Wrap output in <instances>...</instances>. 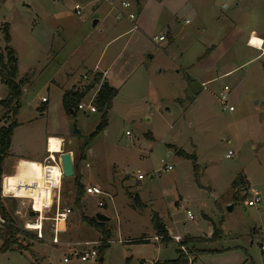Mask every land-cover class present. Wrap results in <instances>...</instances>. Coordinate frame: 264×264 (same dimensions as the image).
<instances>
[{"label":"rangeland","instance_id":"obj_1","mask_svg":"<svg viewBox=\"0 0 264 264\" xmlns=\"http://www.w3.org/2000/svg\"><path fill=\"white\" fill-rule=\"evenodd\" d=\"M113 1L0 0V29L5 24L8 26L12 37L8 45L12 50L16 49L14 54L19 58L20 74L29 71L28 75L32 77L30 92L22 101L18 117L26 124L14 137V153L33 156L42 150L38 135L45 129L46 121L37 109V100L48 96L45 82L52 75L53 68L68 61L75 49L77 53L71 62H80L85 54L90 53V62L97 60L103 40L111 38L114 32L107 33L110 30L108 25L116 23L117 15L110 5ZM116 1L118 6L122 2L131 3V8L125 11L137 15L138 4L143 5L147 0ZM188 1L204 15L205 21L202 22L206 29L201 34V20L185 13L179 16V22L172 20L177 31L193 29L197 33L199 41L196 44L205 52L203 59L217 50L214 57L196 67L200 77L206 81L216 71L239 66L235 74L208 85L197 96L203 87L187 74L192 56L185 54L181 58L180 55L187 48V42L178 40L173 46L166 44L171 50L168 57L158 45L144 41L149 46L148 50L159 54L153 65L154 82L148 86L137 81L132 92H126L131 88L129 85L120 94L117 106L121 111L119 113L116 109L109 119L108 133L97 131L102 122L101 112L85 114L79 111L72 116L71 126H67L69 139L75 143V151L79 150L74 155L75 163L77 158L81 159L83 176L79 183L84 190L88 184H97L101 188H108L111 184L110 189L116 198L110 199L105 195L90 197L85 191L78 209L74 203V176L65 178L60 192V209H69L71 214L66 226L59 227L63 230L61 234L59 232V244L51 243L55 235L53 219L57 213L56 205L50 210L44 209L40 215L31 209L33 201L27 197L33 191H29L26 197L21 195L24 198L2 199L14 226L21 232L17 237L30 250L14 248L4 253L0 251V264H34L31 252L41 264H153L154 261H176L182 252L189 264L195 259L198 260L194 264H264V53L259 56L260 52L249 48L247 38L240 34L241 31H254L264 38V0ZM237 2L241 3V15L232 9ZM175 3L177 7H183L184 0H175ZM226 5L230 7L223 12L227 21L217 25L220 23L213 20L214 12L218 14ZM172 7L176 8L171 6V10ZM164 12L159 23L154 21L155 27L151 25L149 32L154 33L152 37L160 33L165 26L163 23L169 18L167 7ZM186 19L190 20V25H185ZM120 20L123 31L132 29L128 24L130 21ZM95 21L101 23L94 26ZM133 33L136 38H144L137 31ZM51 35L55 37V48L59 47V42L68 41L58 58L54 55L55 48L48 52L51 49L48 48L49 42L52 44ZM127 40L131 42L133 36L123 38L121 44ZM253 40L262 39L252 37L251 46ZM6 47L5 35L1 32V51L5 53ZM133 47L134 42L128 51ZM47 64L50 70L44 73L42 66ZM83 74L81 70L78 78ZM225 86L230 88L228 99L235 112L224 110L221 104ZM6 92L7 87L0 83V101ZM15 117L0 105V128L17 121ZM50 119L55 130L49 133L61 134L65 127L60 114L54 111ZM83 124L86 127L83 128ZM75 130L80 133H75ZM61 146L60 140L51 138L50 152L53 155L62 152ZM176 148L196 156L199 175L194 169V161L180 157ZM230 152L232 155L228 157ZM6 159L7 165L12 164V159ZM168 167L173 169L167 170ZM22 171L19 173H25ZM241 174L249 182L247 191L246 184L233 187ZM139 175L144 179L139 180ZM41 187L45 201L50 203L51 194L44 186H40L34 195L40 196ZM253 192L261 198L258 207L246 206L247 201L254 200ZM98 202L105 203L106 208H99ZM177 202H181V206ZM92 205L111 219L106 222L111 231V242L103 249V254L101 246L95 244V241H102L103 234L82 219V216L94 217L89 209ZM35 208L39 210L40 203L35 202ZM188 211L193 218L188 216ZM156 213L164 217L170 227L174 221L177 232H190L198 240L186 239V243H177L173 238L164 243L162 240L145 239L155 234L153 217ZM41 222L45 240H39L37 231L33 230L39 226L31 224ZM215 229L219 231V237L210 241L201 239L214 237ZM22 232L35 239L24 236ZM143 240L150 242L138 243ZM183 240L181 237V242ZM84 243L89 245L83 246ZM2 245L0 240V250ZM92 250L99 255L88 261L72 258L69 263L63 262L64 257L74 251L91 253ZM101 257L102 263L99 261Z\"/></svg>","mask_w":264,"mask_h":264},{"label":"crops","instance_id":"obj_2","mask_svg":"<svg viewBox=\"0 0 264 264\" xmlns=\"http://www.w3.org/2000/svg\"><path fill=\"white\" fill-rule=\"evenodd\" d=\"M148 1V0H147ZM145 2L143 5L138 4L137 6V10H138V14L135 15V20L133 23H129V25L132 26V29L128 30V31H123L124 28L121 27V24H119L122 20L118 19L116 17V23L113 25H108L110 27V30L107 31V33L109 34L110 31L113 32V35L111 36V38H105L102 42L101 45V49L99 50V55L96 61L94 62H90V54H85L83 56V58L80 60V62L76 61L75 62H71V58H74V56L77 53V49L74 50V52L71 53V57L69 58L68 61H64L62 64L58 65L57 67H55V69L53 68V72L52 75L48 78V80L45 82V86L47 88V93L48 96H42L41 100H37L38 101V105L37 109L39 111L44 110L43 113H41V117L46 121V125H45V129L42 130V132L38 135V141L40 142V147H41V151L40 153H37L33 156L28 155H21V154H16L13 152L14 150V137L17 134V132L25 126V122H20L18 120V117L20 115V112L22 111V101L26 98V95L29 94L30 89L29 87L31 86V80L32 77H29V71L27 73H25L24 75L20 74V67H19V58L18 60V72H17V77H16V82L19 81H25L22 89V96L20 98V110L17 114V116L15 117V119H17V123H18V127L15 129L14 132V136L12 138V144H11V148L9 151V155L7 156L8 158L12 159L13 162L12 164L7 165V159H5L4 161V167H3V177L4 178H8V177H18V176H25L26 178V172H27V167L22 163V162H30V163H38L41 166H44L48 163V160H50V156H51V152H50V147H49V140H51V138H55L61 141V149L62 152L61 153H55L54 156L55 158H57L59 156V154H63V153H71L73 156V160L75 159L74 157L76 156L77 153H79L78 151H75L76 149L73 147V142L69 139V135L67 132V126H71L72 116H76V114L79 112V110H76V112L71 111V113L68 115L66 114V111L64 110L63 107V99L64 96H66L67 94H70L72 97L74 98H78V102L80 103H85L86 99L88 100L87 102L90 103L92 102L95 105V100L97 97L98 92L100 91L101 87L103 86L104 83H107L110 85V87L114 88L117 90V95L116 97L113 99L112 102V107L111 109L108 111L106 119H107V126L104 129V133L107 134L108 133V129L110 127V121L112 118V115L115 114L116 109L119 110V113L121 111V109L119 108V106H117V104L119 105V102L117 100H119V96L121 93H123V91H125V89L131 85V88H129L128 90H126V92H132L133 90V86H135L137 84V81H140L142 84L145 85H150L153 81V75H152V71H153V65L155 64V62L157 61V56L159 55L158 53H153L151 52L149 49V46L145 43V42H151L155 43V45H158L160 49L164 50V53L169 57V53L171 50H169V48H167L168 46H173L178 40H181V42H187V48H185V51H181V58L184 57V55H189L192 56V59L190 61V65L189 68L190 70H188L189 72H187V74L189 75V77L193 78V80L198 83L201 87H203L202 91L197 95L199 96L204 90L205 88L212 84L217 82L218 80H222L225 79L227 77H229L230 75L233 76L236 72V70L239 68L234 66V67H226L225 69H221L219 71H216L215 75H210L208 77V79L205 81V78L200 77V71L197 70L198 68H196L197 66L201 65V63H203L206 59H209L210 57H214L216 55V51L217 50H213L205 59H203V55L205 54V52L203 51V48H199L198 44H196V42L199 41V38L196 37L197 33L195 34V31L193 29H187L186 31L184 30H180L177 31L176 25L174 24V22L172 21L173 18L179 22L180 17L179 16H183L182 14H186V16H189L190 14L193 15L195 18L197 17L198 20H201L199 23V28H202L201 34L202 32L206 29L205 23H203L202 21H205L204 15L202 13H200L199 10H195L193 8V6L189 5V1L188 0H184L183 3V7H177V4L175 3V0L173 1H164V0H149L148 2ZM171 6H176V8H173V10H171ZM165 7H167V17H169L167 19L165 26H163L162 30L160 31L159 34H155L153 37L152 35L154 33L149 32L151 25H153L155 27L156 22L159 23V20L161 18V15H165L164 9ZM230 7L228 5L223 6L222 11H218L219 13L217 14L216 12H214V16H213V20L216 21V23H220L217 25H223L225 24V22L227 21L226 15L223 13L225 12V10L229 9ZM237 12V15H241L240 13L243 12L242 8H241V3L237 2L236 5H234V7L232 8ZM152 15V18H150V16ZM170 19V20H169ZM183 19V18H182ZM127 21V19H125ZM155 21V24H154ZM233 22V20H232ZM101 22L98 21V24L96 26H98ZM191 22L189 19L185 20V25H190ZM10 29H12V27L9 26ZM198 28V29H199ZM3 27L0 29V33L2 32ZM134 31H137L138 33H141V35H143L142 37L144 38H136L137 36H134ZM240 34L243 36V38H247L246 40V45L251 48V49H255L257 51L260 52L261 56L264 53V46L263 48H255L253 46H251L250 41L252 37H257L263 40L264 42V38L256 35L254 31H251L249 33H244V32H240ZM132 37L133 36V40H131V42H129V40H127L126 43L121 44L122 39L129 36ZM161 36H165L166 40L163 42H157L154 41L155 37H161ZM11 37V35H10ZM55 37L51 35V41L52 44H50L49 42V47L51 48L50 51L48 52H53L54 48L53 47V41H54ZM142 40V42H141ZM11 41H12V37H11ZM61 41V40H60ZM145 41V42H144ZM134 42V47L132 48L131 51H128L131 44ZM68 43V41H62L59 42V47L55 48L54 51V55L60 56L63 52L64 46H66ZM168 46H165V45ZM202 45V43H200ZM96 44H93V47H95ZM196 45V46H195ZM9 46V45H8ZM198 46V47H197ZM92 47V48H93ZM116 47V48H114ZM111 48H114V50H112L113 52L109 51ZM191 48V49H190ZM1 50V49H0ZM14 52H16V49H14ZM128 52V54H127ZM59 62H61L59 60ZM176 62V61H175ZM177 63V62H176ZM178 64V63H177ZM179 65V64H178ZM42 70L43 72H47V70H50V66L47 64V66H42ZM188 68V69H189ZM83 70L84 74L79 75V72ZM163 70V69H162ZM162 72V71H160ZM234 73V74H233ZM233 74V75H232ZM86 82V83H83ZM134 82V83H133ZM1 83V81H0ZM6 87V86H5ZM226 87V86H225ZM224 87V88H225ZM223 88V90H224ZM8 89V88H7ZM230 89V88H229ZM222 90V92H223ZM8 92H6V96L4 99L7 98L8 96ZM196 96V97H197ZM46 98L47 101L43 102L42 99ZM2 99V100H4ZM123 100V99H122ZM28 101V100H27ZM31 104V100L28 102V105ZM56 111L60 114V120L62 122V124L65 127V130L61 133H53L50 134L49 131H53L55 130V127L51 125V119L50 117H52L53 112ZM236 111V109H235ZM234 111V112H235ZM99 111H97L94 114H98ZM85 114H90V112H85ZM93 114V113H91ZM102 114V113H101ZM76 118V117H75ZM32 122V121H31ZM30 123V122H28ZM61 123L59 124V126L62 125ZM95 126V125H94ZM86 127V124H83V128ZM128 133V132H127ZM68 145V147H67ZM67 148V150H65ZM177 150H180L178 148H176V152ZM183 150V149H181ZM75 155V156H74ZM90 155H93V150L90 152ZM10 156V157H9ZM170 156H172V153L170 154ZM80 157V156H79ZM74 165H75V160H74ZM23 170V171H22ZM19 171L21 172H25V173H19ZM20 174V175H17ZM75 174V171H74ZM79 175L80 178L78 179V181H80V179H82V168L81 165L79 166ZM154 177H152L153 179ZM9 180V179H8ZM8 180H6V183L9 182ZM248 181V180H247ZM28 181H26L27 183ZM40 186H42V184L40 183ZM88 187H97L99 189H101L104 193L105 196H108L110 199H115L116 195H113L112 190L110 189L111 184H109L108 188H101L99 185L97 184H91V185H86ZM107 190H111V191H106ZM40 191H43L42 187L40 188ZM29 192V191H28ZM26 190H22L21 195L25 196ZM44 194V192H43ZM21 197V198H24ZM93 197V196H90ZM182 200V199H181ZM45 201V194H44V200ZM98 202V207L99 208H106V204L103 203L104 205L102 207L99 206ZM177 205L181 206V202H177ZM42 204H40V208L39 210H41ZM99 208L94 207V205L90 206L89 209L90 211L93 213L92 218H95L97 214H103ZM176 213V211H175ZM106 217H110L107 214H103ZM156 215L159 217V219L161 220V222L163 223L165 229L167 230L169 237L171 238V240H174L173 238L175 236H180L182 237L184 240L181 242H187L185 241L187 240H198V238H196L195 236L193 237L191 235L190 232L186 233H181V232H177L176 230V225L174 223L172 216L170 217L172 223H171V227L168 223H166L164 221V217L160 216L159 213H156ZM110 219V218H109ZM111 220V219H110ZM109 220V221H110ZM106 223V222H105ZM63 225V224H61ZM43 226V224H42ZM64 227L66 226L63 225ZM60 227V225H59ZM173 227V229H172ZM60 234L62 233V229H60ZM155 230V229H154ZM59 236V234H58ZM55 237V235L53 236ZM206 240V241H210L212 240V237L209 236H205L202 237V240ZM145 239H154V242H161L160 238L157 236L156 231L155 234L153 236H147L145 237ZM156 239V240H155ZM98 242H101V240L95 241V244L97 245ZM111 240L108 242L110 243ZM150 242V241H149ZM177 244V243H176ZM101 246V245H100ZM66 257H64L65 259ZM63 259V262H64ZM196 261L198 259H195ZM195 260L191 261L190 264H194ZM160 262V261H158ZM157 262L154 261L153 264H155Z\"/></svg>","mask_w":264,"mask_h":264},{"label":"trees","instance_id":"obj_3","mask_svg":"<svg viewBox=\"0 0 264 264\" xmlns=\"http://www.w3.org/2000/svg\"><path fill=\"white\" fill-rule=\"evenodd\" d=\"M2 33L5 35V41L7 43V47L5 49V53L0 50V81L2 85H5L8 88V96L6 99L0 101V105H2L4 108L8 110L9 113L13 114L14 117L17 116L19 110H20V98L22 96V87L25 83V81H19L16 82L17 72H18V60L15 56L14 50H12L8 44L10 42V35L8 33V26L5 24L3 25ZM117 95V90L110 87L109 84L104 83L101 87L100 91L97 94L96 100H95V106L99 112L102 113V122L99 124L97 131H103L107 126V113L112 107L113 99ZM78 98L72 97L70 94H67L64 96L63 99V107L66 113L70 114L71 111L76 112L78 110ZM44 110H41V113H43ZM18 127V123L14 120L9 125L3 126L0 128V184L2 182L3 177V167H4V161L6 157L9 155V151L12 144V138L14 136L15 129ZM95 133V132H94ZM94 133L90 136L92 138L94 136ZM177 154L180 157H183L185 159H191L194 161V169L196 172H198L199 175V167L197 165L196 156L195 155H189L184 150H177ZM81 159L77 158V161L74 165V183L76 188V197H75V205L80 209L82 199L84 196V186L79 183V166H80ZM38 169V167H37ZM39 171V170H38ZM9 179V180H8ZM10 182V184H16L17 182H25V176H19V178L15 179L13 177L6 178ZM243 184H246L245 189L246 191L249 190V182L247 181V178L244 174L239 175V177L234 181L233 187L234 189L236 187H242ZM35 215V214H32ZM0 216L2 219L6 221V225L4 227H0V240H2L3 245L1 248V252H7L9 250H12L14 248H17L20 251H28L30 250L28 245H23V242L19 240L17 235L21 234L20 230L17 229L14 226L13 220L10 218V216L7 213V210L4 206L3 200L0 196ZM82 219L88 223V225L98 231H100L103 234L102 239V245H101V252L103 254V249L105 247H108V242L111 239V231L108 228L107 223H100L97 221L96 218H88L86 216H82ZM153 226L156 231L157 236L164 242L168 243L171 241V238L169 237V234L167 230L165 229L163 223L159 219L157 215H154L153 217ZM24 236H28L32 239H35L34 236H31L28 233L22 232ZM216 237H219V231L215 229L214 237H212V240ZM149 240H143L138 241V243L141 242H148ZM185 243V242H183ZM183 247V246H182ZM182 252V251H181ZM31 255L34 259V264H41V261L38 260L36 255L31 252ZM102 256V255H101ZM155 264H189L188 258L185 256V253L182 252V255L177 259L176 261H168V262H157Z\"/></svg>","mask_w":264,"mask_h":264},{"label":"built area","instance_id":"obj_4","mask_svg":"<svg viewBox=\"0 0 264 264\" xmlns=\"http://www.w3.org/2000/svg\"><path fill=\"white\" fill-rule=\"evenodd\" d=\"M112 10L116 13V17L118 19H127L128 21H130L131 23L134 22L135 20V15L133 13H127L125 10L131 8V3L129 2H122L120 4V6L117 5V1H113L110 3ZM80 12H78L79 14ZM166 40L165 36H161V37H155L154 41L157 42H163ZM230 92L229 87H225L223 90V94H221V104L224 108V110H229L230 112H234L235 108L234 106L230 105L229 103V99H228V93ZM43 102H46L47 99L43 98L42 99ZM78 110L85 113V112H90V113H96L98 110L96 108V106L90 102L88 104L85 103H80L78 105ZM127 135H129V132L127 133ZM49 147H50V140H49ZM50 150V149H49ZM60 155L55 158V156H53L51 154L50 156V160H48V163L46 165L43 166V171H44V185H45V189L49 190V194H51V202L49 204H46V202H42V200H44V194L39 193L40 195V201L42 203V207L43 209L41 210H36L35 208V202L36 199L38 198V195H32V196H27L29 199H31L33 201V204H31V209L36 213V214H43V210H50L51 208H53V206L56 205L57 208V213H56V217L53 219L55 222V227H54V233H55V237L53 239V241H51V243L53 244H59L58 241V234L61 231L59 228V225L63 224L65 225L67 223V220L69 219V216L71 214V211L69 209H60V203H61V196H60V192H61V188H62V184L63 181L65 179L64 177V173H63V169H62V164H61V159H60ZM232 153L230 152L228 157H231ZM172 167H168L167 170H172ZM57 172H59V176L58 178H53V175ZM54 179H58V180H54ZM139 180H143V176L139 175L138 176ZM35 185V184H34ZM33 186H22V184H19L18 186H16L15 184H10V182L6 183V178L2 179V182L0 184V196L2 199H9V198H21V192L22 190H32ZM31 193V192H30ZM86 193L89 196H102L104 195L103 191L97 187H87L86 188ZM254 194V200L251 201H247L246 202V206L248 207H258L261 205V198L259 196V194L257 192H253ZM56 202V203H55ZM104 204L102 202L99 203V206L102 207ZM188 216L190 218H193V215L190 211H188ZM42 221V219H41ZM43 222L40 223L41 228L37 231V237L39 240H45L43 237V226H42ZM6 225V221L4 219H2V217L0 216V227H4ZM31 230V229H29ZM175 241L177 243H181V237L180 236H175L174 237ZM89 244L84 243L83 246H88ZM97 245H102L101 242H98ZM264 249V247H262ZM99 255V252H97L96 250H92L91 253H79L77 251H74L72 253L69 254L68 257H66L64 259V263H69L72 258H78L81 261H88L89 258L91 257H97Z\"/></svg>","mask_w":264,"mask_h":264},{"label":"bare ground","instance_id":"obj_5","mask_svg":"<svg viewBox=\"0 0 264 264\" xmlns=\"http://www.w3.org/2000/svg\"><path fill=\"white\" fill-rule=\"evenodd\" d=\"M252 45L256 46V47H262L263 46V41L262 40H253L252 41ZM22 163L28 169L27 172H26L25 182H20V183L17 182L15 185L18 186L19 184H22V186H28V185L33 186L32 190H26L27 193H28V191H33V193L31 192L32 194L29 193L32 196V195H34V192L36 190H39L40 183L45 188L44 180H43L44 179L43 178L44 177L43 166H41L38 163H34V162L33 163L22 162ZM37 167H38V169H37ZM58 176H59V172L56 171V173L53 175V178H58ZM17 178H19V176L15 177V179H17ZM30 178H33V179L32 180H26V179H30ZM54 180H58V179H54ZM26 181H28V182L26 183ZM27 193L25 194L26 196H27ZM41 193H43V191H41ZM36 202L42 204L41 201H40V196H38V198L36 199ZM42 202H44V201L42 200ZM45 202H46V204H49L47 201H45ZM41 209H43V207H41ZM31 224H37L36 226H39V228L33 229V230H38V229L41 228L40 223H31Z\"/></svg>","mask_w":264,"mask_h":264},{"label":"water","instance_id":"obj_6","mask_svg":"<svg viewBox=\"0 0 264 264\" xmlns=\"http://www.w3.org/2000/svg\"><path fill=\"white\" fill-rule=\"evenodd\" d=\"M136 1H139V0H136ZM97 24H98V21H95L94 26H96ZM75 133L79 134L80 132L78 130H75ZM60 159H61L64 177L66 179L72 178L74 176V160H73L72 154L71 153H63L60 155ZM229 209H232V208H229ZM95 218L100 223H105V222H108L110 220L108 217H106L105 215L100 214V213L97 214ZM99 261H100V263H102L103 258L101 257Z\"/></svg>","mask_w":264,"mask_h":264}]
</instances>
